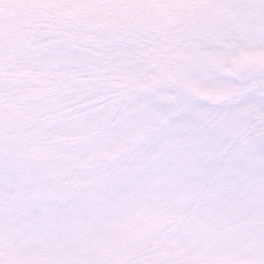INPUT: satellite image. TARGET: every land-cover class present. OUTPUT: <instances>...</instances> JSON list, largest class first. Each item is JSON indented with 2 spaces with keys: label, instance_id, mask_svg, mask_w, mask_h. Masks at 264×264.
<instances>
[{
  "label": "snow or ice",
  "instance_id": "1",
  "mask_svg": "<svg viewBox=\"0 0 264 264\" xmlns=\"http://www.w3.org/2000/svg\"><path fill=\"white\" fill-rule=\"evenodd\" d=\"M0 264H264V0H0Z\"/></svg>",
  "mask_w": 264,
  "mask_h": 264
}]
</instances>
